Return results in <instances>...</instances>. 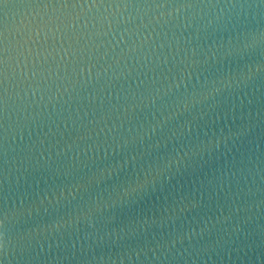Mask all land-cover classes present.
<instances>
[{"label": "clouds", "instance_id": "9594fccd", "mask_svg": "<svg viewBox=\"0 0 264 264\" xmlns=\"http://www.w3.org/2000/svg\"><path fill=\"white\" fill-rule=\"evenodd\" d=\"M0 10V264H261L264 0Z\"/></svg>", "mask_w": 264, "mask_h": 264}, {"label": "water", "instance_id": "95a60500", "mask_svg": "<svg viewBox=\"0 0 264 264\" xmlns=\"http://www.w3.org/2000/svg\"><path fill=\"white\" fill-rule=\"evenodd\" d=\"M7 2L11 5H19V4H24V3H29L31 2V0H7ZM16 17L11 15L9 16V20L12 21L14 20ZM3 24H4V11L0 10V29L3 28Z\"/></svg>", "mask_w": 264, "mask_h": 264}]
</instances>
